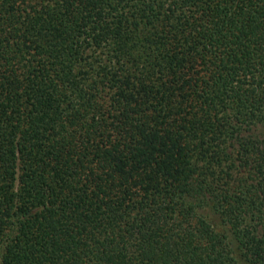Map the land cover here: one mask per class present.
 I'll return each mask as SVG.
<instances>
[{
    "label": "trees",
    "instance_id": "16d2710c",
    "mask_svg": "<svg viewBox=\"0 0 264 264\" xmlns=\"http://www.w3.org/2000/svg\"><path fill=\"white\" fill-rule=\"evenodd\" d=\"M0 264H264V0H0Z\"/></svg>",
    "mask_w": 264,
    "mask_h": 264
},
{
    "label": "rangeland",
    "instance_id": "374dc122",
    "mask_svg": "<svg viewBox=\"0 0 264 264\" xmlns=\"http://www.w3.org/2000/svg\"><path fill=\"white\" fill-rule=\"evenodd\" d=\"M201 212L204 214V216L208 219V221L216 230H223V231L226 230V227L223 225V223L220 221V219L216 214L212 213L208 209H204Z\"/></svg>",
    "mask_w": 264,
    "mask_h": 264
}]
</instances>
